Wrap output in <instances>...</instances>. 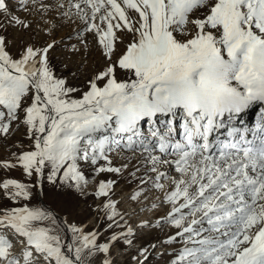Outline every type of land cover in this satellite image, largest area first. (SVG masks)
<instances>
[{
	"label": "snow or ice",
	"instance_id": "6c2138e0",
	"mask_svg": "<svg viewBox=\"0 0 264 264\" xmlns=\"http://www.w3.org/2000/svg\"><path fill=\"white\" fill-rule=\"evenodd\" d=\"M21 127L0 264H115L127 177L129 200L167 206L170 264H264V0H0V139ZM45 184L99 201L97 226L33 205Z\"/></svg>",
	"mask_w": 264,
	"mask_h": 264
},
{
	"label": "rangeland",
	"instance_id": "374dc122",
	"mask_svg": "<svg viewBox=\"0 0 264 264\" xmlns=\"http://www.w3.org/2000/svg\"><path fill=\"white\" fill-rule=\"evenodd\" d=\"M68 28L61 29L58 33H53L57 36L59 40L62 33H66ZM11 38V37H10ZM39 39V38H38ZM60 57H56V62L60 63ZM61 71H67L64 69L63 64H60ZM24 128L21 127L12 136L5 139H0V160L8 159L11 157L13 152H18L19 148L16 147L17 144L27 145L28 141L26 136L23 135ZM5 173L0 170V177H3ZM12 178L25 179L19 170H11L8 173ZM135 188V182L131 180V177L127 179H122L120 183L116 186V194L113 199L120 201L119 208L122 212H126L130 215V219L126 217L128 225H130L136 235L134 237V247L125 250L120 244H117L113 248V253L115 254V264H136L135 261L131 260L132 255H138V250L140 248H148L151 252L149 260L146 264H170L171 255L173 248L177 247L174 244L164 243L167 236L174 233L175 229L171 228L167 224L157 225V220L163 217L167 212V206H160L156 209L151 207V198L148 201H144L140 204L135 201L128 199L129 195ZM154 195H159V193H154ZM36 206H44L49 208L54 212V214L64 216L68 214L69 220H74L77 223H82L86 225L85 231L91 230L93 227L97 226L96 212L93 210L95 205L99 201L93 199L91 196L87 197V203L84 199H80L78 203L71 207L65 205L63 198H57L50 190V186L45 184L44 194L41 196L39 193L34 195L31 202ZM0 205L12 206L10 201H7L4 197L0 196ZM148 220L151 222L153 227L140 228L138 225L141 221ZM123 223V222H122ZM99 227H103V222L99 223ZM119 231V229H118ZM108 235L107 232L103 234L101 240ZM155 244L156 247L153 249L151 246ZM142 258V257H141Z\"/></svg>",
	"mask_w": 264,
	"mask_h": 264
},
{
	"label": "bare ground",
	"instance_id": "6f19581e",
	"mask_svg": "<svg viewBox=\"0 0 264 264\" xmlns=\"http://www.w3.org/2000/svg\"><path fill=\"white\" fill-rule=\"evenodd\" d=\"M66 29H67V28H66ZM66 31H67V30H66ZM63 34H65V32L62 33V35H63ZM258 111H259V106H256L255 108H253V109L250 111V113H249V117H250V120H251V121H255V120H256V116H257Z\"/></svg>",
	"mask_w": 264,
	"mask_h": 264
}]
</instances>
